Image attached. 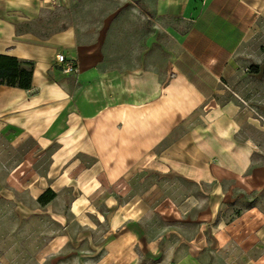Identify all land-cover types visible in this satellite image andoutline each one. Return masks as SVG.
Masks as SVG:
<instances>
[{
    "label": "crops",
    "instance_id": "crops-1",
    "mask_svg": "<svg viewBox=\"0 0 264 264\" xmlns=\"http://www.w3.org/2000/svg\"><path fill=\"white\" fill-rule=\"evenodd\" d=\"M76 10L75 0H0V56L34 63L31 89L0 85V144L24 150L21 168L53 175L47 189L106 192L97 264H264V105L235 88L263 78L237 58L264 45V0H150L155 23L176 28L167 73L111 66ZM58 54L77 71L65 74ZM142 169L193 191L149 211L141 196L115 194L136 190Z\"/></svg>",
    "mask_w": 264,
    "mask_h": 264
},
{
    "label": "rangeland",
    "instance_id": "rangeland-1",
    "mask_svg": "<svg viewBox=\"0 0 264 264\" xmlns=\"http://www.w3.org/2000/svg\"><path fill=\"white\" fill-rule=\"evenodd\" d=\"M75 6L78 27L93 31L96 40L104 41L111 66H141L167 73L169 55L175 49L168 33L176 28L171 20L155 23L149 12L150 0H75ZM151 38L156 43L151 44ZM237 59L239 70L261 76L264 45L240 47ZM246 81L238 79L235 86L239 100H247L253 106L264 105V74L263 78ZM24 154V150H9L0 144V264H97L107 241L106 192L66 186L53 190L56 197L43 205L39 198L54 177L43 174V167L28 171L17 165ZM92 160L82 162L90 164ZM48 163L49 158L42 160L44 168ZM165 182L166 179L142 169L131 176L129 186L136 190L114 192L125 193L122 197L126 201L133 194L141 196L149 211L152 203L166 196L182 199L193 191L180 178L170 179V183H177L171 184L172 188H166L162 184Z\"/></svg>",
    "mask_w": 264,
    "mask_h": 264
},
{
    "label": "trees",
    "instance_id": "trees-1",
    "mask_svg": "<svg viewBox=\"0 0 264 264\" xmlns=\"http://www.w3.org/2000/svg\"><path fill=\"white\" fill-rule=\"evenodd\" d=\"M33 73L34 63L12 56H0V85L26 90L31 89ZM55 197L56 193L48 189L40 196L39 202L46 205Z\"/></svg>",
    "mask_w": 264,
    "mask_h": 264
},
{
    "label": "built area",
    "instance_id": "built-area-1",
    "mask_svg": "<svg viewBox=\"0 0 264 264\" xmlns=\"http://www.w3.org/2000/svg\"><path fill=\"white\" fill-rule=\"evenodd\" d=\"M56 60L57 64L62 67V71L65 74H71L77 71L75 62L71 59H68L64 54H58Z\"/></svg>",
    "mask_w": 264,
    "mask_h": 264
}]
</instances>
